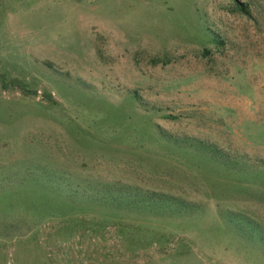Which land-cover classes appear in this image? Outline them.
Segmentation results:
<instances>
[{"label":"rangeland","instance_id":"1","mask_svg":"<svg viewBox=\"0 0 264 264\" xmlns=\"http://www.w3.org/2000/svg\"><path fill=\"white\" fill-rule=\"evenodd\" d=\"M0 264H264V0H0Z\"/></svg>","mask_w":264,"mask_h":264},{"label":"trees","instance_id":"2","mask_svg":"<svg viewBox=\"0 0 264 264\" xmlns=\"http://www.w3.org/2000/svg\"><path fill=\"white\" fill-rule=\"evenodd\" d=\"M237 9L241 14L247 15L246 10L245 8H243V6L239 5Z\"/></svg>","mask_w":264,"mask_h":264}]
</instances>
